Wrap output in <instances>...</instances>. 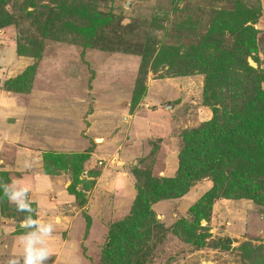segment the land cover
Instances as JSON below:
<instances>
[{
  "label": "rangeland",
  "instance_id": "rangeland-1",
  "mask_svg": "<svg viewBox=\"0 0 264 264\" xmlns=\"http://www.w3.org/2000/svg\"><path fill=\"white\" fill-rule=\"evenodd\" d=\"M95 1L102 16L93 19L102 23L90 39L70 29L46 35L50 0L28 9L0 0V182L28 185L33 209L18 212L0 198V264L21 257L20 236L32 229L20 223L29 216L53 225L45 264H101L110 229L130 216L143 187L142 171L174 177L187 132L211 121L214 93L227 94L205 93L212 66L250 83L264 77V0ZM25 8L38 11L40 26ZM211 15L219 23L210 28ZM204 38L212 46L199 58L193 49ZM78 155L88 156L84 165ZM212 185L204 177L152 206L158 228L140 264H264V198L219 197L196 224L192 209Z\"/></svg>",
  "mask_w": 264,
  "mask_h": 264
},
{
  "label": "trees",
  "instance_id": "trees-1",
  "mask_svg": "<svg viewBox=\"0 0 264 264\" xmlns=\"http://www.w3.org/2000/svg\"><path fill=\"white\" fill-rule=\"evenodd\" d=\"M50 1L53 6H47L46 10L48 8L51 13L43 24L48 36H58L70 29L91 39V32L101 26V19H93L94 16H102L97 11L99 7L95 0ZM20 2L23 8L29 4H40L39 0ZM27 9L24 12L29 14V19L40 26L39 17L35 15L38 11L30 13ZM0 14L5 15L2 11ZM210 20V28L214 21L219 23V19H214L212 15ZM231 25L236 24L230 23ZM238 39L239 37L235 43ZM200 45L201 51L196 46L193 50L199 54V58H206L210 54L211 38H204ZM169 59L167 55L165 63L174 65ZM189 60L191 59L188 56L183 59L186 66L192 69ZM212 67L214 71L211 74ZM212 67H209V81L205 86V93L210 95V86L216 92L227 94L220 98L221 95L213 92L214 95L210 98L215 99L213 118L201 127L187 132V141L179 154V166L174 177L153 178L149 172L142 171L146 176L143 187H138L130 216L110 229L101 264H140V258L147 254L142 252L148 248L153 232L158 228L157 216L152 206L163 200L183 197L204 177L210 178L213 185L200 201L201 209H192L196 224L208 218L212 202L219 197L249 199L262 203L264 197L260 193L264 184V91L259 83L264 81V77H260L258 83L254 74L250 76L253 77L250 83L241 81L239 75L218 72L223 69L218 63ZM220 102L226 105L223 111L215 108ZM76 157L80 158L81 165L88 159L87 155ZM79 166L75 170L78 173L76 178L82 174ZM74 187L70 190L71 194L79 205L84 206L83 195ZM189 227L186 229L189 230ZM191 228L194 230L195 227H190V232Z\"/></svg>",
  "mask_w": 264,
  "mask_h": 264
},
{
  "label": "clouds",
  "instance_id": "clouds-1",
  "mask_svg": "<svg viewBox=\"0 0 264 264\" xmlns=\"http://www.w3.org/2000/svg\"><path fill=\"white\" fill-rule=\"evenodd\" d=\"M29 165L25 163V167ZM19 185V187H17ZM0 198L6 199L10 204H15L16 211L29 212L31 208V200L28 197L26 202V194L30 192L28 185L17 180H12L11 186L0 182ZM33 225L35 226L33 228ZM23 229H32L31 231L22 233L20 236V245L22 247L21 257L8 259L7 264H45L50 257L48 248V238L52 235V223L41 222L38 219L27 217L20 223Z\"/></svg>",
  "mask_w": 264,
  "mask_h": 264
}]
</instances>
